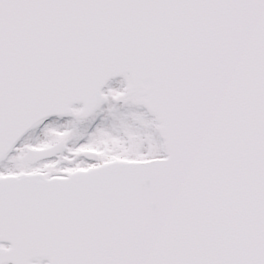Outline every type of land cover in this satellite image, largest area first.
<instances>
[{"label":"snow or ice","instance_id":"obj_1","mask_svg":"<svg viewBox=\"0 0 264 264\" xmlns=\"http://www.w3.org/2000/svg\"><path fill=\"white\" fill-rule=\"evenodd\" d=\"M0 264H264V0H0Z\"/></svg>","mask_w":264,"mask_h":264}]
</instances>
